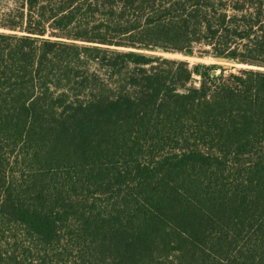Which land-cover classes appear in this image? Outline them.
Wrapping results in <instances>:
<instances>
[{
	"label": "trees",
	"instance_id": "1",
	"mask_svg": "<svg viewBox=\"0 0 264 264\" xmlns=\"http://www.w3.org/2000/svg\"><path fill=\"white\" fill-rule=\"evenodd\" d=\"M14 2L0 264H264V0Z\"/></svg>",
	"mask_w": 264,
	"mask_h": 264
},
{
	"label": "rangeland",
	"instance_id": "2",
	"mask_svg": "<svg viewBox=\"0 0 264 264\" xmlns=\"http://www.w3.org/2000/svg\"><path fill=\"white\" fill-rule=\"evenodd\" d=\"M14 4H15L14 0H0V13L2 11L8 10V8L10 7H13ZM138 51L146 52V53L153 54V55H162L164 57H169V58L183 59V60L188 61L190 66L196 63L217 64L225 68L227 72L237 71L241 67H256L253 65H247V64L235 62L234 60L227 58V57H226L227 60H219L217 59V57H220V56L214 57L212 55H201L198 52H194L193 54H187L183 52H177V51L169 52V51H164L161 49H152V48L151 49L141 48Z\"/></svg>",
	"mask_w": 264,
	"mask_h": 264
},
{
	"label": "water",
	"instance_id": "3",
	"mask_svg": "<svg viewBox=\"0 0 264 264\" xmlns=\"http://www.w3.org/2000/svg\"><path fill=\"white\" fill-rule=\"evenodd\" d=\"M217 59H219V60H227V58L223 57V56L217 57Z\"/></svg>",
	"mask_w": 264,
	"mask_h": 264
}]
</instances>
